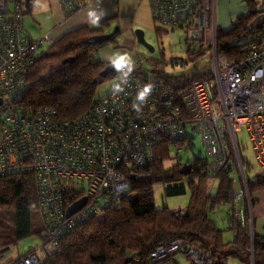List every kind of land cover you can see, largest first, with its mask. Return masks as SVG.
<instances>
[{"label": "built area", "instance_id": "built-area-1", "mask_svg": "<svg viewBox=\"0 0 264 264\" xmlns=\"http://www.w3.org/2000/svg\"><path fill=\"white\" fill-rule=\"evenodd\" d=\"M215 1L150 0L155 21L187 27L192 41H201L197 33L204 32L203 43L209 42L214 52V72L175 89L149 79L143 63L137 61L127 83L119 81L122 92L113 88L81 116L64 119L52 106L28 112L14 107V95L27 84L37 49L53 42L49 34L36 39L25 29V0H0V174H33L42 219V242L6 261H1L5 253L1 252L0 264H45L61 250L67 232L120 204L131 188L130 168L146 165L162 142L179 152L180 142L191 144L192 132L206 148L209 174L231 169L236 215L245 219L243 206L246 201L251 206V195L237 136L245 126L256 162L264 170V29L239 61L219 57L212 14ZM62 2L68 10L76 5L74 0ZM146 84L152 85V92L138 113L132 105ZM84 197L86 203L68 216V208ZM250 224L253 238V218ZM251 252L250 264H255L253 248ZM129 257L127 264H181L178 257L188 258L190 264H211L181 238L159 244L145 260L134 252Z\"/></svg>", "mask_w": 264, "mask_h": 264}, {"label": "trees", "instance_id": "trees-1", "mask_svg": "<svg viewBox=\"0 0 264 264\" xmlns=\"http://www.w3.org/2000/svg\"><path fill=\"white\" fill-rule=\"evenodd\" d=\"M248 2L253 3L251 6L259 2L264 4L260 0ZM75 3L73 10L67 9L68 13L84 5V2ZM258 12L250 9L233 19L229 28L217 27L219 57L235 63L248 53L264 29V16L259 17ZM115 18L104 19L97 27L83 26L69 31L48 45L29 69L27 84L16 91L14 107L28 112L40 106H52L64 119H75L89 110L99 97L97 89L100 84L116 74V70L102 76L101 72L110 63L94 58L99 47L112 39L98 43L88 40L107 32ZM196 53L199 55L201 51ZM146 75L175 89H184L201 77L194 72L168 73L159 68L155 69V76L148 71ZM154 151V157L146 165L128 170L131 188L120 204L107 209L101 217L91 218L67 232L61 239V250L45 264H123L131 252L145 260L159 244L179 238L196 246L211 264H224L223 260L230 255L250 264L252 248L255 264H264V236L256 230L253 238L250 234L251 208L256 203L253 195L264 189V170L258 171L254 177H250L246 170L251 206L249 201L245 202V219L242 220L236 215L230 168L213 176L204 164L207 156L167 165L171 160L168 143L158 144ZM242 162L245 166L247 159L243 156ZM185 165L191 166L188 173L181 172ZM212 179L218 180L214 191L209 186ZM159 184L164 185L167 196L182 195L190 189L189 204L177 209L158 207L154 188ZM222 205L229 208L226 229L211 218V213ZM37 209V186L31 172L0 174V249L41 233V228L38 231L32 228ZM226 230L234 234L231 241L224 238Z\"/></svg>", "mask_w": 264, "mask_h": 264}, {"label": "rangeland", "instance_id": "rangeland-1", "mask_svg": "<svg viewBox=\"0 0 264 264\" xmlns=\"http://www.w3.org/2000/svg\"><path fill=\"white\" fill-rule=\"evenodd\" d=\"M263 1V0H260ZM128 0H126V3ZM150 2V0H149ZM217 27L227 29L231 26L232 20L235 19L242 9L248 8L259 11L258 16H264V4L259 2L251 6L253 3L248 0H219L217 1ZM148 1L129 0L126 4V16L121 17L120 20L115 18L111 28L107 32H111L115 27H119V34L116 36V42L113 40L107 41L104 45L99 47L97 53L94 54L95 59H100L108 62L106 57L114 53H124L132 57L133 63L141 61L149 74L155 76V69H163L168 73L194 72L199 75H208L215 71V56L210 43L206 45V36L201 33L197 35L202 36V40L192 41L188 39L187 27L170 25H162L155 21L152 13H149ZM151 6V4H150ZM248 10V11H249ZM152 12V10H151ZM143 30L145 32L146 41L154 47L150 50L147 46L140 43L136 39V30ZM208 38L211 33L207 34ZM34 37V36H33ZM198 37V36H197ZM36 38V37H34ZM40 38V37H38ZM36 38V39H38ZM48 45L44 44L37 49L39 55L47 49ZM201 51L198 55L196 52ZM120 81V76L116 73L100 84L97 89V95L103 96L113 89V84ZM193 139L191 144L189 141L180 142L182 150L177 152L173 146L170 147L171 160L167 165H173L177 161L187 163L194 160L196 156H206L207 151L203 145L200 136L197 133H191ZM238 141L240 144L241 155L247 159L244 166L245 175L246 170L250 177L260 171V167L255 159V154L250 142L249 134L246 127L238 133ZM218 184L217 179L209 180V186L214 191ZM155 200L158 207L168 206L173 209L182 208L189 204L191 198V191L178 196H167L164 194V185L159 184L155 186ZM248 200V199H247ZM228 206L222 205L217 210L211 213V218L220 226L226 229L228 226ZM252 213V208H251ZM103 214L99 215L101 217ZM42 227V219L38 212L33 215L32 228L34 231L40 230ZM254 229V227L252 226ZM251 234V224H250ZM233 232L226 230L224 238L226 241L233 239ZM42 242L39 233H34L30 237L12 244L9 247H3L0 252H5L1 261H6L19 254L24 253L30 247L38 245ZM181 264H190V260L184 257H178ZM224 264H248L244 259L237 256H228L223 260Z\"/></svg>", "mask_w": 264, "mask_h": 264}, {"label": "crops", "instance_id": "crops-1", "mask_svg": "<svg viewBox=\"0 0 264 264\" xmlns=\"http://www.w3.org/2000/svg\"><path fill=\"white\" fill-rule=\"evenodd\" d=\"M147 1L149 13H152L150 2ZM217 1L219 0L215 1L212 10L216 24ZM75 2H84V5L75 12L68 13L62 0H31L29 8L24 4L23 25L32 36L38 38L44 34H49L51 42H54L74 29L83 26L97 27L88 22L87 14L91 9L103 11L104 15L100 22L113 17L120 20L121 17L126 16V4L129 3V0L127 3L126 0H75ZM142 2H145V0H142ZM248 10V8L242 9L239 14L247 13ZM112 24L113 21H111ZM44 44L50 45V41H46ZM253 197L256 200L251 213L253 227L254 230L264 236V189L257 190Z\"/></svg>", "mask_w": 264, "mask_h": 264}, {"label": "clouds", "instance_id": "clouds-1", "mask_svg": "<svg viewBox=\"0 0 264 264\" xmlns=\"http://www.w3.org/2000/svg\"><path fill=\"white\" fill-rule=\"evenodd\" d=\"M103 15H104L103 11L91 9L87 14L88 22L91 25L98 26ZM106 59L111 64V66L118 73L121 74L120 81H122L123 83H127L128 77L130 76L131 72L134 70L132 57L124 53H114L113 55L106 57ZM113 88L116 92L123 91L121 82L114 83ZM151 92H152V85L150 84H146L141 89L138 90L135 97V102L132 105L133 109L136 112L139 113L142 109V106L147 104Z\"/></svg>", "mask_w": 264, "mask_h": 264}, {"label": "water", "instance_id": "water-1", "mask_svg": "<svg viewBox=\"0 0 264 264\" xmlns=\"http://www.w3.org/2000/svg\"><path fill=\"white\" fill-rule=\"evenodd\" d=\"M31 0H25V5L27 8H29V4H30ZM119 32V27H115L111 32H105L102 34H96L94 36H92L91 38H89V42H93V43H98V42H104L109 40L110 38L114 37L117 33ZM136 39L144 44L145 46H147L150 50H154V47L151 46L145 39V32L143 30H136ZM67 61V60H66ZM65 61V62H66ZM115 69L111 66V64H109L102 72L101 75L102 76H107L109 73L114 72ZM3 104V99L0 98V106ZM191 170V166L190 165H185L183 166V168L181 169L182 173H188ZM86 203V197L80 199L79 201L73 203L67 210V215H71L72 213L76 212L78 209H80L84 204ZM1 253V252H0ZM131 260L130 257H128L123 264H127L129 263Z\"/></svg>", "mask_w": 264, "mask_h": 264}, {"label": "flooded vegetation", "instance_id": "flooded-vegetation-1", "mask_svg": "<svg viewBox=\"0 0 264 264\" xmlns=\"http://www.w3.org/2000/svg\"><path fill=\"white\" fill-rule=\"evenodd\" d=\"M113 41H115L117 38H116V36H114V37H112L111 38ZM116 42V41H115Z\"/></svg>", "mask_w": 264, "mask_h": 264}]
</instances>
